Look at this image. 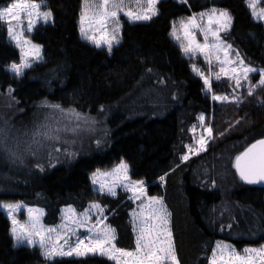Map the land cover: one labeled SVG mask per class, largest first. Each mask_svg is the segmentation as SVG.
I'll return each instance as SVG.
<instances>
[{"label":"trees","instance_id":"1","mask_svg":"<svg viewBox=\"0 0 264 264\" xmlns=\"http://www.w3.org/2000/svg\"><path fill=\"white\" fill-rule=\"evenodd\" d=\"M13 1L0 0V7ZM31 1L43 2L53 22L40 23L27 34L42 47V60L22 74L11 70L21 55L0 22V99L12 106L4 109L6 125L0 118V129L7 134L0 148V201L43 208L47 225L59 222L64 206L83 211L98 202L116 229L117 245L133 249L134 204L128 194L97 193L90 181L95 170L125 162L132 178L145 182L149 195L164 197L180 264H208L218 240L237 249L263 245L264 186L244 183L235 158L264 139V87H256L253 95L243 92L238 103L212 107L204 80L171 38L176 20L212 8L227 10L232 23L224 40L245 63L264 70V23L253 18L248 0H161L150 21L123 24L121 41L111 52L81 37L84 0ZM259 77L251 76L252 85ZM230 89H235L234 83H213L216 94ZM46 105L103 116L105 145L94 147L86 138L89 146L83 153L52 167L47 166L55 160L50 143L44 141L36 155L25 152L32 134L41 125L50 126L54 110ZM12 109L14 117L8 116ZM212 111L213 141L205 153L183 161L186 145L192 142L189 129L200 114L208 118ZM59 144L64 151L65 144ZM161 177L164 184L158 182ZM0 264L115 263L96 255L48 260L37 248L16 247L11 222L0 211Z\"/></svg>","mask_w":264,"mask_h":264},{"label":"rangeland","instance_id":"2","mask_svg":"<svg viewBox=\"0 0 264 264\" xmlns=\"http://www.w3.org/2000/svg\"><path fill=\"white\" fill-rule=\"evenodd\" d=\"M160 1L161 0H157L155 5L150 7L148 5V0H122L123 11L112 8L111 3H110L107 6V10L109 12L117 11L118 16L116 18L107 20L105 23V26L101 28L100 25L96 21L98 19L97 13L103 10V8L101 7L103 4V0H87V3L84 0L83 5H82V12L80 15V21H79L81 37L86 42L90 43L91 45H94L99 49H105L109 51L106 41L111 40L112 37L115 36L117 37L119 42L116 43L115 41H113V45L111 49L112 51L121 41L123 24L125 22L134 23V22L150 21L152 18L157 16L158 4ZM176 1L183 2L186 0H176ZM19 3H29V4L31 3L41 4L42 3V6L39 9L34 10L32 16L30 17V19L34 21L32 30L40 23L47 24V23L53 22V15L51 16V19L48 22L43 21L37 16V12L39 13L50 12L44 6L43 2H33L31 0H15L6 6L2 5L0 7V11L9 8L14 4H19ZM249 4H252L253 7L250 8ZM152 7H154L156 14L152 15L151 19H148V20L133 21L128 16L124 15V12H129V11L136 13V14L151 15ZM248 7L252 13L253 18L257 21H262L264 23V0H248ZM212 9H215V8H212ZM212 9H209L207 11H202L199 13H192L189 16L176 20L173 23V28L171 31V38L181 48L183 56L189 60L190 66L193 72L196 73L198 76H200L203 80L205 77L209 78L211 88L210 90H208L207 86L205 85V90L210 95V100L212 102V107H213L214 104H220V103H225V102L233 103V99H232L233 97H237L239 99L241 94L245 91H248V89L252 86V82L250 79L251 76L253 77V74H258L260 76L259 78L261 79V75L259 72L248 73V79L245 80L243 78L242 68L251 67L250 65H248L245 62L242 66L238 64L224 65L226 70L230 69L233 66L237 68V72L235 75L237 76L238 79H240V83H241V86L237 88L235 80L231 78L233 74L229 71V75L225 76L224 73L220 71L221 65L218 62H216L217 55H219L221 60H224L226 58L223 50L216 51L215 49H213L211 51L210 55L213 61L211 66L205 63V54L196 52V53H193L192 55H186L184 53L182 45L184 47H187L189 44V40L191 39V37L187 36L186 33L194 34L196 41H198L200 44L204 43L203 34L200 32L198 28H195L192 26V18H195V24L199 25V28H202L205 30L211 28V31L215 32L218 29H220L222 25L224 24V18L220 17L219 13L221 11H226L230 15L229 11L221 10V9H216V14L213 15L211 11ZM253 12H255L257 16L254 17ZM201 13L205 14L202 18L200 17ZM82 16H84L83 24L81 23ZM4 19L6 21H9L10 25L13 28V35L10 36L9 30H8L9 23H4L5 26L7 27L8 38L15 45V47L19 50L20 55H21L20 63L17 65H20L23 61L24 63H27L30 66H32L33 64L41 61L42 59L36 58L35 48L33 47L34 45H38V44L34 43L27 37V34L30 32L24 31L22 30L21 27L17 26V22L12 16L10 15L5 16ZM28 19L29 18H26L25 14L21 12L22 23L27 24ZM231 23H232V19H231ZM81 27L84 28L85 32L87 33V36L90 37L91 39H87L82 35ZM230 28H231V24H230V27L227 29V31L221 30L219 32L220 38L227 45H230V44L227 43L223 37L224 35H226L227 32L230 31ZM13 36H15L16 38H13ZM25 41H27V43H25ZM208 43L211 45V44H216L218 42L215 40L214 37L209 36ZM97 44H99L100 46H97ZM231 48L235 50L232 46ZM205 51L207 52L208 50H205ZM237 52H238L237 50L235 51L230 50L227 59H230L232 61H237L238 59H242L240 57V54H239V57H237L236 55ZM40 57H42V47L41 46H40ZM29 67L22 68L19 74H22ZM194 67L196 69H199L200 72H203V76H201L197 71H194ZM251 68H255V67H251ZM255 69L262 70L259 68H255ZM11 70L13 71L12 67H11ZM217 74L221 76V79H219V82H222L223 84L226 83L227 81H229V84L234 83L235 89L234 90L230 89L228 93L223 92L221 94H216V92L213 90V83L215 80H217L215 79V76ZM214 96H222V97L226 96L228 97V100H216L213 98ZM6 101L7 100H5L4 98L0 99V105H1L0 109H2V111L0 112L4 113V114H0V118L2 119L3 125H6L5 119H3V117L7 113L5 112V110H8L7 108H12V106L9 103H7L8 101L7 102ZM15 111H16L15 109H12L11 112H8V116L11 115L14 117L17 114V112ZM81 116L87 119L80 120V121H75V120L70 121L66 119L64 115L60 112L58 113L54 111L51 112L48 118L50 120V126L47 124V126H49L50 128H63V127L75 128L77 124H79V128L75 133H72V132L59 133V136H60L59 141H46L53 146L50 148L52 149L53 158L55 159L54 161L49 162V165L47 164L48 167L66 163L68 161H71V159L74 158V156H76L78 153L79 154L83 153L84 150L88 148L89 146L88 145L89 143L86 138H91V140L95 142L94 147L96 146L100 148L102 145H105V137L107 135L106 132L108 129H106L104 126L105 123H104L103 116H101L100 118H99L100 115L97 117L96 116L91 117L87 115H81ZM201 117H203V119H201ZM212 123H213V111L210 117L208 118H206L205 115L203 114H200L197 117L196 123L192 125V127L189 129L192 142L186 145L187 147L186 152L183 153L182 155V157L185 155L189 156V159L183 160V161H188L191 158L198 156L200 154H203L207 151L208 146L211 144V141H213L214 139ZM207 128L212 129L211 135H209V133L206 131ZM201 138H203V140L206 141V143L203 145V149H204L203 151H200ZM61 141L66 146V149L64 151L61 150V146L59 144ZM65 141L67 143H65ZM244 146L246 145L244 144ZM241 151L239 153H241ZM195 153H198V154H195ZM239 153L236 155V157L239 155ZM122 163L127 165L126 169L119 168V166ZM37 165L40 166V167H37L39 169L45 168V165H42L41 163H38V164L36 163V166ZM235 165H236V158H235ZM235 169H236V166H235ZM90 181H91L93 190L97 193L106 194L111 197H116L118 192H123V193L128 194L129 199L134 204V208L130 211V222H131L133 233L135 236V245L133 249H125L117 245L116 243L117 232L114 226H112L108 222L109 215L106 212V208L100 203L95 202V201L91 202L83 211H79L73 205L64 206L61 209L59 222L56 223L55 225L45 224L44 222L45 211L43 208L36 207V206H30L22 201L11 202V203L0 201V211H2L3 214L6 215V217L11 222V235L14 240V245L16 247L28 246L32 248H37L41 251V253L45 257L44 253L48 250V246L46 245L45 247H41L39 244V241L42 237L47 239L50 236L51 237L50 243L53 245H57V248H56L57 251L60 250L58 245L63 244L64 239L67 238L68 244H64L63 250L68 251L69 246H72V247L75 246V241L78 237L80 239H85V243L87 244L88 240L85 238L87 235V229L91 228L93 225L96 224L97 217H101V218L106 217L104 222L98 225V228L107 227V229L109 230H114V233L110 232V235H114L115 237L112 243L115 245L116 248L124 249L127 251H134L136 248L137 237L141 235V231H140L141 228L147 229L151 226L154 228L153 235H156L160 231L161 228L166 229L167 231L171 232V243H172L173 250L175 253L173 236H172V231H171V212L164 201V197L159 196V195L157 196L149 195L147 192V187L145 185V182L141 180H135L132 178L131 172H130V166L127 163L121 162L108 169H97L90 175ZM139 182H142V183H139ZM158 182L164 184V178L163 180L159 179ZM102 186H103V190H101ZM109 187L113 188V190L116 193L115 195H111L108 193L107 189ZM140 189L143 190V194H141ZM93 204L99 205L100 208L103 209V212L101 213L99 209H95V208H92L90 212H86V210L90 209L91 205ZM8 205H12L13 207L9 209L7 207ZM9 212H11V215H9ZM85 220L87 221L86 224L83 227H81L79 222L85 221ZM162 220H166L167 223L162 225ZM65 225H67V228H65ZM48 229H55L56 231L49 233L47 231ZM69 229H71L72 231H68ZM37 231H39L40 233L39 235H36ZM160 239L162 241H166L167 237L164 235H161ZM29 241H33V242L30 243ZM218 243H221L223 245H231L235 249V251L238 252L240 255H244L245 248H260L262 246V245L257 246V247L248 246V247H244L243 249H237L230 242L218 240L216 241L214 248H213V250H217L218 264H222V262L219 261L220 253H219V250L217 249ZM229 254H230V250H226L223 253L225 259H228ZM212 255H213V251H212L210 260L212 258ZM252 255L254 258H256L255 254H252ZM84 256H88V255L77 256L73 254L71 256H67V255L56 256V257L47 258V259L54 260L60 257H84ZM96 256L107 258L106 256H102V255H96ZM210 260L208 264H210ZM257 264H264V261H260L259 259H257Z\"/></svg>","mask_w":264,"mask_h":264},{"label":"snow or ice","instance_id":"3","mask_svg":"<svg viewBox=\"0 0 264 264\" xmlns=\"http://www.w3.org/2000/svg\"><path fill=\"white\" fill-rule=\"evenodd\" d=\"M87 3V0H85ZM157 0H148V5L154 6ZM111 3V7L114 9H118L120 11H123V5L122 0H103L102 8L103 10L97 13L98 19L97 23L100 25L101 28L105 26V23L109 19L116 18L118 16L117 11H111L109 12L107 10V6ZM42 6L41 4L37 3H19L14 4L11 7L4 9L0 11V22L2 23H9V21H6L4 18L5 16H12L16 22L17 26L21 27L22 30L31 32L33 28L34 21L30 19V17L33 14L34 10L39 9ZM249 7L252 8L253 5L249 4ZM212 14H216V9H212ZM21 12L25 14L26 18L28 19L27 24H23L21 20ZM155 9L152 7L151 15L146 14H136L131 11L124 12V15L128 16L133 21H139V20H148L151 19L152 15H155ZM205 14L201 13L200 17L202 18ZM254 17L257 16L255 12H253ZM37 16L42 19L45 22H48L51 19V12H44L39 13L37 12ZM219 16L224 18V24L220 29L213 32L211 31V28L205 30L202 28H199V25L195 24V18H192V26L195 28H198L200 32L203 34L204 43L200 44L198 41H196L194 34L192 33H186L187 36L191 37L189 40V44L187 47H184L182 45L183 51L186 55H192L193 53L200 52L202 54H205V63L209 66L212 65L213 61L211 59V51L215 49L216 51L223 50L225 53V59L221 60L219 55L216 56V62H218L221 65L220 71L224 73L225 76L229 75V71L233 74L231 76L232 79L236 82V87H240V79L237 78L235 75L237 72V68L235 66L231 67L230 69L226 70L224 65H243L244 61L242 59H238L237 61H232L230 59H227L229 51H235L231 48V45H227L224 43V41L220 38L219 32L221 30L227 31V29L230 27L231 24V16L226 11H221L219 13ZM84 16L81 17V23L83 24ZM9 34L10 36L13 35V28L9 23ZM81 33L82 35L87 38L91 39L87 36V33L85 32L84 28L81 27ZM174 35V33H173ZM209 36L214 37L215 40L218 42L216 44H209ZM13 38H16L13 36ZM113 41L118 43L117 37L113 36L111 40L106 41L107 47L109 52H111ZM27 43V41H25ZM97 46H100L97 44ZM35 48V56L37 59H42L40 57V46L34 45ZM205 50H208L207 52ZM237 57H239V53H236ZM30 65L27 63H22L20 65L13 64L11 67L14 72L17 74L20 73L21 69L24 67H29ZM194 71H197L201 76H203V72H200L199 69H196L194 67ZM252 72H259L261 75L260 81H258L257 84L252 85L248 89V95H253L254 90L256 87H264V70H258L251 67H243L242 73L243 78L245 80L248 79V73ZM215 79L219 80L221 79V76L217 74L215 76ZM204 83L207 86L208 90L211 88L210 80L209 78H204ZM11 91V90H10ZM216 100H228V97L226 96H214L213 97ZM233 102H239V99L237 97H233ZM47 107L54 110V112H60L64 115V117L68 120H86L87 118L81 116V114L76 113L74 110H68L65 112L63 109L60 108L59 105H46ZM203 119V117H201ZM239 123V122H237ZM79 128V124L75 128H69V127H63V128H50L47 125H41L40 128H38L33 134L31 143H29L25 149V152L31 155H36L37 152L44 147V141H59L60 136L59 133L61 132H72L75 133ZM43 129V130H41ZM206 131L211 135L212 129L207 128ZM6 133H4L3 129H0V148L4 147L5 139H6ZM65 143H67L65 141ZM206 143V141L201 138L200 144L201 148L200 151H203V145ZM259 150L257 151V149ZM191 150V149H190ZM9 151L10 155L16 156L15 152H12L11 149H7ZM58 151V149H57ZM198 154V153H195ZM251 159L248 160L247 163V170L242 169L240 167V161L242 158L250 157ZM183 160L189 159V156L185 155L182 157ZM236 168L239 172L240 178L245 181L246 183L255 184V183H262L264 182V139L257 140L254 144L250 145L245 152L241 153L240 156L236 157ZM37 167H40L37 165ZM119 168L126 169V164H121ZM41 170H43L41 168ZM161 180H163V177H161ZM95 182V181H94ZM142 183V182H139ZM101 190H103V186L101 187ZM108 193L111 195H115V191L112 187H109L107 189ZM141 194H143V190L140 189ZM138 198V197H137ZM155 199V198H153ZM9 209H11L13 206L8 205ZM18 207V206H17ZM92 208L99 209V211L102 213L103 209L100 208L99 205L93 204L91 205L90 209L86 210V212H90ZM9 215H11V212H9ZM84 215V214H82ZM90 218V217H89ZM106 217H97L96 224L93 225L91 228L87 229V235L86 239L88 240V243H85V239H80L79 237L75 241V246H69L68 251H64L63 247L64 244H68V239H64V243L58 245L60 248L59 251L56 250L57 245H53L50 243L51 237L49 236L47 239L41 238L39 241V244L41 247L48 246V250L44 253L45 258H53L56 256H71L73 254L77 256H83V255H102L106 256L109 260L114 261L115 264H179V261L177 260L173 246L171 243V232L167 231L166 229L161 228L160 231L153 235V227H149L147 229L141 228V235L137 237L136 240V248L134 251H127L124 249H118L115 247V245L112 243V241L115 239L114 235H110V232L114 233V230H109L107 227L105 228H98V225L102 224ZM85 221H80V226L83 227L86 224ZM166 220H162V225L166 224ZM65 228H67V225H65ZM49 233H52L56 231L55 229H48ZM68 231H72L69 229ZM39 231L36 232V235H39ZM74 234V233H73ZM164 235L167 237L166 241H162L160 239V236ZM32 243L33 241H29ZM82 249V250H81ZM217 249L219 250V261L222 262V264H257V259L260 261H264V245H262L260 248H245L244 249V255H240L238 252L235 251V249L231 245H223L221 243H218ZM226 250H230V254L228 259H225L223 253ZM252 254H255V257H253ZM210 264H218L217 261V250H213V255L210 260Z\"/></svg>","mask_w":264,"mask_h":264},{"label":"water","instance_id":"4","mask_svg":"<svg viewBox=\"0 0 264 264\" xmlns=\"http://www.w3.org/2000/svg\"><path fill=\"white\" fill-rule=\"evenodd\" d=\"M255 143V142H254ZM254 143H252V144H254ZM251 144V145H252ZM250 146V145H249ZM248 146V147H249ZM247 147V148H248ZM246 148V149H247ZM245 149V150H246ZM245 150L243 151V152H245ZM259 150V148L257 149V151ZM242 152V153H243ZM249 159H251V156L250 157H246V158H242L241 159V161L239 162L240 163V167L242 168V169H245V170H247V163H248V160ZM236 163H237V161H236ZM236 171H237V168H236ZM237 174H238V176H239V178H240V175H239V172L237 171ZM241 179V178H240ZM242 180V179H241ZM243 181V180H242ZM244 183H246L245 181H243ZM246 184H249V185H260V186H264V182H262V183H255V184H250V183H246Z\"/></svg>","mask_w":264,"mask_h":264}]
</instances>
